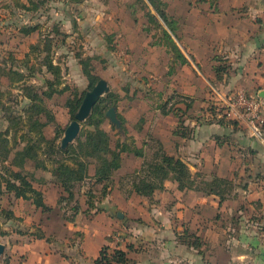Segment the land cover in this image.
<instances>
[{
    "label": "crops",
    "instance_id": "0c3cea01",
    "mask_svg": "<svg viewBox=\"0 0 264 264\" xmlns=\"http://www.w3.org/2000/svg\"><path fill=\"white\" fill-rule=\"evenodd\" d=\"M127 1L109 0V11L98 3L108 25L90 24L88 17L80 16L78 30L82 31L83 41H94L103 49L100 54L90 53L99 57L94 62L107 61L106 56L112 49V53L132 60L163 61L167 99L181 98L175 105L178 110L165 115L159 107L162 103L157 105L164 117L173 120L167 126L166 135L158 138L166 151L186 161L193 172L204 173L207 179L213 175L234 178L239 171L242 177L245 166L235 165L234 155L228 148L232 138L242 140L240 130L232 125L207 123L205 119L209 116L202 117L197 112L192 115L191 111L195 110L197 98L213 89L245 90L260 96L264 103V0H163L168 13L177 21V36L173 37L187 59L185 62L177 59L170 46L161 40V29H158L160 35H154L150 20L133 19L134 9ZM146 1L148 9L157 15ZM74 22L72 33L76 34ZM160 23L168 28L163 21ZM113 38L119 49L111 45ZM218 69H221L219 76ZM129 86L128 81L124 90H129ZM113 91L121 95L119 90ZM185 97L191 98V105L186 104ZM180 117L188 128L187 136L176 132L180 129ZM52 126L54 134H46L49 138L55 135V125ZM133 136L137 145L142 146L144 134L139 132ZM217 136L230 138L219 144ZM246 152L259 155L258 149ZM129 159L134 161L133 166L128 163ZM142 162V158L124 153L122 167L116 172L108 194L100 196L103 184L93 185L96 194L91 200L93 206L88 204L86 194L91 183H86L82 197L78 196L81 209L75 221L68 219L70 210L65 213L66 209L59 204L61 190L51 180L50 172L49 180L40 185L34 182L43 191L47 207L37 208L31 201L15 199L20 205L25 204L27 210L16 212L14 209L21 225L13 233L14 242L6 244L0 240L6 246L0 264H96L95 259L104 246L125 250L130 264H264V227L260 222L264 211L255 213L254 208L256 203H264L263 183L244 180L242 184L247 187H239L237 196L223 202L216 194L180 190L171 180L166 182L164 190H156L152 196L136 192L128 196L121 188L120 178L139 168ZM10 200L9 193L1 195L0 206L7 207L5 202L10 204ZM113 209L123 211L126 219L119 218ZM256 216L258 222L254 221ZM10 222L11 219L0 214L2 229L9 232ZM194 235L200 237V248L183 241V237ZM241 244L242 251H239ZM243 247L255 250L258 255L250 254Z\"/></svg>",
    "mask_w": 264,
    "mask_h": 264
},
{
    "label": "trees",
    "instance_id": "16d2710c",
    "mask_svg": "<svg viewBox=\"0 0 264 264\" xmlns=\"http://www.w3.org/2000/svg\"><path fill=\"white\" fill-rule=\"evenodd\" d=\"M48 1L50 0H26L21 3V6L25 9L35 10ZM140 1L144 4L149 20L155 24L157 29H161V40L170 46L177 59L185 62L187 59L173 37V35L177 36V21L168 13L167 3L163 0H148L156 10V15L148 9L149 4L146 0ZM161 21L168 28L162 25ZM40 28L39 24L23 25L20 31L24 35L30 36L38 32ZM54 30L57 35L61 36L60 43L66 44L70 34L61 31L59 27ZM54 40L55 37L48 35L44 39V47H41L42 43L39 40L37 43L32 42L29 45L34 51H47V55L43 59V66L52 74V77L46 78L44 87L40 88L37 85L29 84L26 75L17 71L16 81L21 83L19 86L21 93H17V98L11 99L14 96L12 90L3 91L0 89V196L9 193L15 199L23 198L31 201L37 208L47 207L43 191L34 184L37 181L36 173L25 171L26 165L32 163L36 170L42 169L51 173V180L59 185L61 190L58 202L60 205L65 202L68 206L72 204L68 219L75 221L81 209L79 194H82L84 185L91 183L89 189H86V194L88 204L93 206L91 200L96 196L93 185L103 184L100 196L108 194L115 183L116 172L122 167L124 153H132L143 159L139 168L123 174L120 178L121 188L128 196L132 192L152 196L156 190H164L166 182L171 180L177 183L180 190L193 189L207 194H216L223 202L237 196L239 187H247V185L238 183L235 178L213 175L207 179L201 171L193 172L183 159L169 154L163 142L158 138H153L154 141L151 144L150 141L144 140L143 145L138 146L136 139L125 125V118L121 115L119 116L126 134L122 138L119 133V137L114 141L110 133L103 127L109 108L112 106L118 108L119 106L120 94L113 90L101 97L95 104L77 139L63 148L61 141L66 128L57 121L45 98H52L57 93L69 92L66 106L70 118L73 120L86 90L80 91L65 83L63 69L60 63L54 61L52 54L53 46L57 45ZM25 56L29 58V53ZM76 56L80 60L83 74L89 81V88L93 87L101 79V75L95 71L94 65V61L99 57L82 53H78ZM217 71L219 76L221 69ZM22 98H28V100L23 101ZM180 100V96L168 98L159 105L161 112L165 115L170 111L178 110L175 105ZM20 103H23L22 108L17 107V104ZM186 104L189 106L192 102L189 101ZM208 116L205 119L207 123L217 122L222 125H232L237 130L242 128L239 120L229 117L227 109L220 112L216 107H211ZM6 122V127H3L2 124L4 125ZM49 125H55V135L51 138L47 137L45 133V129ZM179 126L180 129L176 132L187 136L188 128L184 125L182 117L179 119ZM262 132L264 134V125ZM216 138L218 143L222 144V141L229 140L230 137L217 136ZM2 213L7 219L18 218L14 209L10 207L2 208L0 206V214ZM7 234L8 232L0 225V236ZM183 241L196 248H200L202 245L200 237L196 235L183 237ZM95 263L130 264L131 259L123 249L110 250L108 246H104L100 256L95 259Z\"/></svg>",
    "mask_w": 264,
    "mask_h": 264
},
{
    "label": "rangeland",
    "instance_id": "374dc122",
    "mask_svg": "<svg viewBox=\"0 0 264 264\" xmlns=\"http://www.w3.org/2000/svg\"><path fill=\"white\" fill-rule=\"evenodd\" d=\"M24 1L26 0H0V89L3 91L12 90L14 96H12L11 99L17 98V93H21L19 88L21 83L16 81L18 77L16 74L17 71H21L26 75L29 84L37 85L40 88L45 86L46 78L52 77V74L48 73L45 66H43V59L47 55V51H34L29 45L32 43L31 41L37 43L39 40L42 43L41 47H44V39L48 37V35L55 37L54 42L57 45L53 46L54 52L52 54L54 60L60 63L63 69L65 83L71 87H76L80 91L89 89V81L83 74L80 60L76 55L78 53H85L87 55H90V53L100 54L103 49L94 41H83L82 31L78 30V21H80L81 17H88L90 24L91 22L93 24L95 22H100V24L103 22L108 25V19L105 18L106 15H104L103 10L97 6H99L98 3H101L105 5L104 9L109 11V0H50L43 3L41 7L35 10L23 8L21 3ZM116 1L119 3V0ZM128 1L132 5V9H134L131 12L133 19L137 21L149 20L143 2L140 0ZM71 20L73 22L75 21L74 23L78 30L76 34L72 33L73 28ZM37 24H39L41 28L38 32L33 33V36H26L20 31L23 25ZM56 27L70 34L71 38L69 42L66 44L60 43L61 36L56 34L54 30ZM149 27L153 30L151 31L152 34L160 35L159 30L151 22ZM72 36L74 38H72ZM113 40L111 45H115V38H113ZM116 48L119 49L117 46ZM27 49L29 52L26 51ZM113 50L114 49L110 50L111 53L107 54V61H100L98 59L94 62L95 71L108 80L111 90L120 91L121 99L118 112L119 115L125 118V125L131 135H136L139 132L143 133L145 140L150 141L149 143L151 144L154 141L153 138H162L166 135L167 126L173 121L171 117H164L157 108V105L166 101L169 96L162 69L163 61L160 59L145 60L143 58H134L132 60L131 57L124 58V55L118 56L117 53H112ZM26 53H29V58L25 56L27 55ZM27 59L28 61L26 62ZM128 81L130 85L129 90H124V86ZM235 93V91L221 89L206 90L202 93L201 97L197 98L195 110L193 108L191 113L194 115V113L197 112V114H202V117H207L211 112V107H216L220 112H223L227 109L224 98L231 97ZM250 93L248 92L247 94ZM68 95L69 92L62 94L57 93L52 98H45L47 105L52 109L57 119L65 128L72 120L65 105ZM185 98L186 103L191 100L190 97ZM19 99L21 98L19 97ZM22 99L23 101L28 100V98ZM11 103L13 104L14 102ZM17 105V107L22 108L23 103ZM262 110L264 113V103ZM84 123L85 122L82 123V128L84 127ZM6 125L7 122L4 125L2 124L3 127H6ZM103 127L110 133L114 141L119 137L118 135L120 132L109 119L104 121ZM241 127L239 133L240 136L243 137L242 140L239 141L238 138L237 140L232 138L228 146L230 153L234 155L235 165L240 164L241 166H245L242 177L239 171L234 175V178L236 180H241V183H244V180H252L263 183L264 185V139L252 136L246 125L241 124ZM45 131L49 136L54 134L52 125L47 126ZM248 149H258L259 155L255 156L253 152H246ZM127 161L131 166L134 165L133 160L129 159ZM25 171L35 172L36 183L39 185L49 180L51 177L49 176L50 173L47 171L42 169L37 171L32 163L26 165ZM128 172H133V170ZM256 191L260 192L254 189V192ZM79 196L82 197V194H79ZM10 201V204L5 202V206L7 205V207L11 209H15L16 212L21 209L27 210L25 204L20 205V203L15 201L13 196ZM263 205V202L259 205L258 203L254 204V208L257 210L255 213H262V211H264ZM62 207L66 209L65 213L70 210L68 215L71 214L70 205L68 206V204L63 203ZM255 218L254 221L258 222V216ZM252 219L253 218H250V220ZM260 222H262L261 226L264 227V214L261 216ZM20 225L21 222L18 218L11 219L10 224L7 226L9 235L1 237L0 240L4 241L6 244L14 242L13 233L16 232ZM241 247L242 244L238 247L239 251H242ZM244 249L245 251L248 250L246 248ZM248 252L254 256L258 255V252L255 250H248ZM234 264L241 263L235 262Z\"/></svg>",
    "mask_w": 264,
    "mask_h": 264
},
{
    "label": "water",
    "instance_id": "95a60500",
    "mask_svg": "<svg viewBox=\"0 0 264 264\" xmlns=\"http://www.w3.org/2000/svg\"><path fill=\"white\" fill-rule=\"evenodd\" d=\"M110 92V85L108 80L101 78L93 87L86 90L85 96L82 100V103L75 114V118L71 120L68 126L65 129L63 138H62V147L66 148L70 143L74 142L79 136L82 123L85 122L91 115L95 104ZM106 118L117 128V130L125 136V130L122 125V120L119 116L118 109L115 106L109 108L106 112ZM186 162V161H185ZM187 163V162H186ZM188 164V163H187ZM119 218L126 219L123 211L112 210ZM6 249L5 244L0 242V260Z\"/></svg>",
    "mask_w": 264,
    "mask_h": 264
},
{
    "label": "built area",
    "instance_id": "2783aa9c",
    "mask_svg": "<svg viewBox=\"0 0 264 264\" xmlns=\"http://www.w3.org/2000/svg\"><path fill=\"white\" fill-rule=\"evenodd\" d=\"M233 96L224 98L229 117L239 120L246 125L252 136L264 139L262 126L264 125V113L262 110V98L256 94H247L248 91H235Z\"/></svg>",
    "mask_w": 264,
    "mask_h": 264
}]
</instances>
